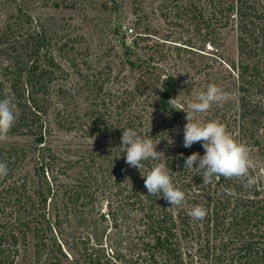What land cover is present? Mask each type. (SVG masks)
I'll list each match as a JSON object with an SVG mask.
<instances>
[{
    "label": "trees",
    "instance_id": "trees-1",
    "mask_svg": "<svg viewBox=\"0 0 264 264\" xmlns=\"http://www.w3.org/2000/svg\"><path fill=\"white\" fill-rule=\"evenodd\" d=\"M53 4L61 6L57 1ZM186 6L196 24H203L207 31L229 26L238 31V59L223 61V82L217 81L223 90L234 91L236 98L217 104L210 121L224 123L263 163L264 142L258 130L264 121V0H190ZM51 28L40 19L15 14L0 29V100L17 106V119L8 135H32L43 141L59 131L121 139L123 130L133 128L154 143L160 142L156 151L164 153L163 161L176 173L173 182L184 191L185 203L171 207L162 197L148 195L140 171L126 163L122 150L117 151L119 159L111 168L107 211L102 216L117 224L120 212L123 217L135 213L132 246L126 253L116 247L106 251L101 237L84 236L74 258L51 231L62 227L66 215L62 211H76L84 205V190L80 186L70 189L58 204L55 221L49 220L48 198L40 178L31 190L23 172L26 150L0 143V161L8 167V174L0 178V264H15L19 246H27L30 235L35 240V264H185L186 256L195 263L205 258L207 264H264V167L255 171L259 179L250 189L235 178L224 177L203 185L201 171L184 168L186 157L192 153L202 156L205 150L202 142L187 148L176 142L183 129L169 120L179 112L169 103L174 97L171 86L160 91L142 74L130 86L123 85L120 75L112 71L84 73L73 47L67 48L68 42L58 39ZM145 37L138 33L134 44ZM58 55L66 56L68 64ZM84 89L94 95L90 111L80 115L58 107L65 100L74 102ZM157 113L162 114L161 120L149 123ZM158 162L144 164L150 168ZM62 173L67 175V170ZM50 179L56 181L54 175ZM196 205L207 210L202 220L188 215Z\"/></svg>",
    "mask_w": 264,
    "mask_h": 264
},
{
    "label": "rangeland",
    "instance_id": "rangeland-1",
    "mask_svg": "<svg viewBox=\"0 0 264 264\" xmlns=\"http://www.w3.org/2000/svg\"><path fill=\"white\" fill-rule=\"evenodd\" d=\"M54 1L60 2L61 6L56 7ZM188 1L0 0V29L15 14L24 15L32 21L40 19L55 30L58 39L68 42L67 48L73 47V55H76V62L83 67L84 73L112 71L113 75H120L125 83L123 85L130 86H134L142 74L152 79L160 91L171 86L173 98L179 96L180 99L175 106L178 109L180 105L186 106L190 100H195L196 95L206 90L209 84L218 85L217 81L221 82L224 60L238 59L236 27L229 26L223 30L210 28L207 31L203 24L201 27L197 25L192 13L187 11ZM64 3H73V6L65 7ZM138 33L148 37L134 44ZM58 59L66 65L69 62L66 56L58 55ZM223 92V101L236 98L234 91ZM157 98L160 100L159 95ZM93 102L92 92L84 89L74 102L65 100L58 107H67L83 115L92 109ZM216 106L213 104L208 112L197 114V118L210 121ZM178 111L176 119L169 120L178 129H184L186 113ZM154 115L149 123L158 118L161 120V113ZM258 137L264 142V121L258 130ZM183 141L184 132L180 131L176 142L183 144ZM3 144L26 150L23 172L28 175L31 190L40 178V186L48 198L49 220L55 221V215L60 210L58 204L70 189L80 186L84 190V205L76 211H62L63 215L66 213L62 217V227L58 232L53 228L51 231L68 254L74 258L79 255L77 243L84 236L93 239L101 237L106 251L115 247L124 253L128 251L132 246L133 229L137 226L133 217L135 213L123 217L120 212L117 224L102 216L107 211L108 181L111 179V168L119 159L117 151H121V139L105 135L85 137L81 133L57 131L45 136L43 141L32 135H8ZM64 169L67 175L62 173ZM52 175L56 178L55 182L50 179ZM34 242L30 235L27 246H19L15 264H35ZM44 256H47L46 252ZM185 264H207V260L203 258L195 263L186 256ZM223 264L228 263L225 261Z\"/></svg>",
    "mask_w": 264,
    "mask_h": 264
},
{
    "label": "clouds",
    "instance_id": "clouds-1",
    "mask_svg": "<svg viewBox=\"0 0 264 264\" xmlns=\"http://www.w3.org/2000/svg\"><path fill=\"white\" fill-rule=\"evenodd\" d=\"M223 99V90L216 84H209L206 90L196 95L195 100H190L186 106L180 105L178 108L186 113L187 123L183 129L184 147H191L194 143L202 142L205 150L202 156L199 153H192L186 157L184 168L189 171H201L202 184L205 186L224 177L226 179L235 178L245 188L250 189L257 184L259 179L254 174L255 171L264 164L253 155L252 148L237 140L220 120L205 122L197 118V114L208 112L213 104H219ZM169 103L173 107L178 105L179 96L171 99ZM16 119L17 106L8 99L0 100V143L7 140ZM159 143H154L153 139L141 136L133 128H126L122 131L120 149L126 155V163L140 171L148 195L162 197L169 202L171 207H178L185 203V193L174 184L176 173L172 172L163 161L164 153L156 151ZM145 161L160 162L153 163L148 168L144 164ZM141 169L144 171L142 172ZM7 174V162L0 161V178ZM206 214L207 210L200 205L193 206L188 212L193 220H202Z\"/></svg>",
    "mask_w": 264,
    "mask_h": 264
}]
</instances>
